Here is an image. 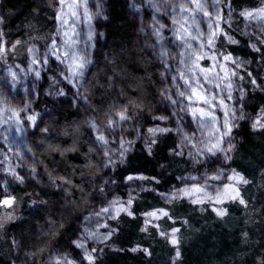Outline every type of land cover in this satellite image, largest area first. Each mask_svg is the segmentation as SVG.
I'll use <instances>...</instances> for the list:
<instances>
[{
    "label": "trees",
    "instance_id": "obj_1",
    "mask_svg": "<svg viewBox=\"0 0 264 264\" xmlns=\"http://www.w3.org/2000/svg\"><path fill=\"white\" fill-rule=\"evenodd\" d=\"M101 1L103 17L96 26L101 36L94 41L92 63L84 78L90 109L100 119L126 109L143 130L163 124L171 127L176 123L161 100L162 67L146 47L148 41L140 34L131 6L132 2L138 4L135 0ZM148 2L155 6L153 0ZM227 2L235 14L256 8L261 0ZM59 9V0H0L1 42L6 47L17 43L10 48L14 64H26L30 46L38 50L48 47L55 37ZM144 11L145 16L151 15ZM156 13V17L162 14ZM242 27L241 19L232 20L218 37L216 48L244 63L242 107L255 114L264 110V48L254 50ZM85 29L79 36H87L89 29ZM190 31L198 38L195 21ZM202 37H208V32ZM176 40L187 41L184 36H176ZM75 56L69 52L67 60ZM187 63L179 70L189 83L183 91L197 88ZM57 70L58 64L49 61L40 74L33 105L41 119L31 135L38 175L30 183V191L11 184L22 203L18 216L4 226L0 237V264H45L52 247L73 254L77 264H264V125L254 128L247 120L232 128L235 145L228 159V165L244 179L239 187L243 202H226L221 216L208 205L198 206L182 198L164 202L163 195L175 190L185 177L215 171L221 161L211 155L199 164L190 162L179 152L178 139L171 132L157 135L149 144L133 142L116 179L120 183L126 176L141 175L148 188L132 198L130 213L108 221L110 237L97 247L92 261L77 258L71 240L94 199L103 157L83 111L70 105V89L64 88L67 96L62 99L43 94ZM203 133L207 136V131ZM155 209L164 210L165 216L155 227L145 225L143 213ZM171 229L176 230V245L159 233Z\"/></svg>",
    "mask_w": 264,
    "mask_h": 264
},
{
    "label": "rangeland",
    "instance_id": "obj_2",
    "mask_svg": "<svg viewBox=\"0 0 264 264\" xmlns=\"http://www.w3.org/2000/svg\"><path fill=\"white\" fill-rule=\"evenodd\" d=\"M73 1L59 0L54 39L45 50L30 46L24 65L11 60L16 58L12 57L10 48L17 43L6 47L0 35V237L4 226L18 216L22 203L13 194L11 184L17 183L30 191L33 189L30 183L38 175L31 135L41 113L33 104L41 83L40 74L49 61L56 62L58 70L43 94L52 100L62 99L67 96L64 88L70 89V105L83 111L87 127L103 157V173L97 178L94 199L71 240L77 258L92 261L97 247L106 244L110 237L108 221L122 213H130L132 198L148 188L141 175L126 176L120 183L116 179L115 173L133 142L149 144L157 135L171 132L178 139L179 152H184L190 162L199 164L211 155L221 161L222 165L215 171L185 177L175 190L163 195L164 202L182 198L198 206L208 205L218 216L224 213L226 202H241L239 187L244 179L228 165L235 145L232 128L243 120L249 121L254 128L263 126L264 110L255 114L243 110L245 65L217 50L216 42L224 34L225 26L234 19H241L242 33L250 40L251 47L254 50L264 48V0L254 9L235 14L229 10L228 0H153L155 6L148 0H135L138 5L132 2L140 34L148 41L146 47L162 67L161 100L176 123L171 127L163 124L144 130L137 127L136 120L126 109L112 111L103 119L90 109L84 78L92 63L95 43L101 36L96 26L103 17L102 1L81 0L78 14L76 9H71ZM163 4L168 5L162 9ZM144 10H149L151 15L145 16ZM156 12H161V16L156 17ZM190 21H195L198 38L190 31ZM86 27L89 29L87 36H79V31L85 32ZM207 32L208 37H202ZM176 36H184L187 41L178 42ZM69 52L76 54L71 60H67ZM186 62L197 88L183 91L189 83L179 70ZM207 124L214 125L211 129H214V136L208 138L203 133ZM142 216L145 225L155 227L165 211L155 209ZM159 233L176 245L175 229L159 230ZM43 263L77 264L73 254L54 247Z\"/></svg>",
    "mask_w": 264,
    "mask_h": 264
},
{
    "label": "bare ground",
    "instance_id": "obj_3",
    "mask_svg": "<svg viewBox=\"0 0 264 264\" xmlns=\"http://www.w3.org/2000/svg\"><path fill=\"white\" fill-rule=\"evenodd\" d=\"M81 0H74L72 3H71V5H73V7H71V9L72 10H74V9H76V13L78 14V9H77V6L79 7V3H81L80 2ZM74 8V9H73ZM70 58H72V57H70ZM207 128V133H206V135L208 136V137H212L213 136V130H211V126H205V129ZM204 130V129H203Z\"/></svg>",
    "mask_w": 264,
    "mask_h": 264
},
{
    "label": "snow or ice",
    "instance_id": "obj_4",
    "mask_svg": "<svg viewBox=\"0 0 264 264\" xmlns=\"http://www.w3.org/2000/svg\"><path fill=\"white\" fill-rule=\"evenodd\" d=\"M241 202H243V201H241ZM222 214V213H221ZM154 215V214H153ZM173 243H175V241H173Z\"/></svg>",
    "mask_w": 264,
    "mask_h": 264
}]
</instances>
